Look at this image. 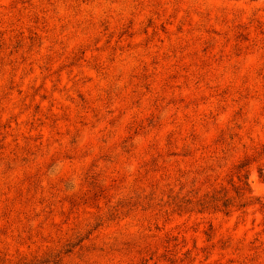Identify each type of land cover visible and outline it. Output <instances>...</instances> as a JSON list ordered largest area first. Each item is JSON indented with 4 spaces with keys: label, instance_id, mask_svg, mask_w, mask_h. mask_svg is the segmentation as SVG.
Here are the masks:
<instances>
[{
    "label": "rangeland",
    "instance_id": "rangeland-1",
    "mask_svg": "<svg viewBox=\"0 0 264 264\" xmlns=\"http://www.w3.org/2000/svg\"><path fill=\"white\" fill-rule=\"evenodd\" d=\"M259 203L264 0H0V259L264 264Z\"/></svg>",
    "mask_w": 264,
    "mask_h": 264
},
{
    "label": "trees",
    "instance_id": "trees-1",
    "mask_svg": "<svg viewBox=\"0 0 264 264\" xmlns=\"http://www.w3.org/2000/svg\"><path fill=\"white\" fill-rule=\"evenodd\" d=\"M246 189L241 188L238 191V199L240 202L244 199L245 192H249V188L247 184H244ZM250 193V192H249ZM224 194V195H221ZM234 201L232 199L227 198L226 192L224 191H216L211 195L204 196L201 199H198L195 203L197 207H200L201 210H216L217 208H223V211L228 212V210L234 206ZM187 204V202H186ZM184 204V205H186ZM190 203L188 202L187 205ZM249 204V201L244 202L240 205V207H245ZM261 208L264 207L263 203H259ZM184 205L182 203L177 204L178 207L183 208ZM187 205L185 207H187ZM103 219L99 218V224H96V228L101 225ZM84 237H80L81 235H75V238H68L64 241H59L54 245L47 247L42 252L36 253L31 256H19L14 259H0V264H72V258L75 256L77 259V264H90L88 262V251L90 247L84 246V241H86L90 235ZM131 249L138 247L136 242L127 243L126 244ZM92 246V244H91ZM113 248V245L110 246V249ZM77 249V252L75 251ZM163 255H157V250H152L150 245L144 247L143 254L146 256L143 258V263L147 262V260L162 259L168 264L176 263V256L172 254L170 250H167V247L164 248ZM113 250V249H112ZM142 250L140 252H142ZM147 258V259H146Z\"/></svg>",
    "mask_w": 264,
    "mask_h": 264
}]
</instances>
